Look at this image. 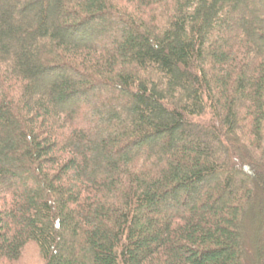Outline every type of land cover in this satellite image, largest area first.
Here are the masks:
<instances>
[{
  "label": "trees",
  "instance_id": "obj_1",
  "mask_svg": "<svg viewBox=\"0 0 264 264\" xmlns=\"http://www.w3.org/2000/svg\"><path fill=\"white\" fill-rule=\"evenodd\" d=\"M30 244L264 264V0H0V264Z\"/></svg>",
  "mask_w": 264,
  "mask_h": 264
},
{
  "label": "rangeland",
  "instance_id": "obj_2",
  "mask_svg": "<svg viewBox=\"0 0 264 264\" xmlns=\"http://www.w3.org/2000/svg\"><path fill=\"white\" fill-rule=\"evenodd\" d=\"M97 26V25H96ZM101 25H99L100 27ZM91 42H96V37L93 36L89 41L88 44H91ZM46 79H49L50 77L46 76L44 77ZM238 175V174H237ZM20 264H43L42 260L39 257L37 249L34 247V245H28L25 247Z\"/></svg>",
  "mask_w": 264,
  "mask_h": 264
}]
</instances>
